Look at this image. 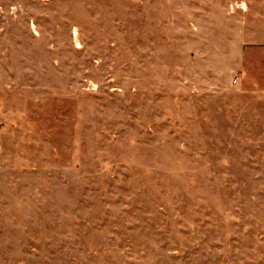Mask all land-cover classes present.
Masks as SVG:
<instances>
[{
  "label": "rangeland",
  "instance_id": "1",
  "mask_svg": "<svg viewBox=\"0 0 264 264\" xmlns=\"http://www.w3.org/2000/svg\"><path fill=\"white\" fill-rule=\"evenodd\" d=\"M0 264H264V0H0Z\"/></svg>",
  "mask_w": 264,
  "mask_h": 264
}]
</instances>
